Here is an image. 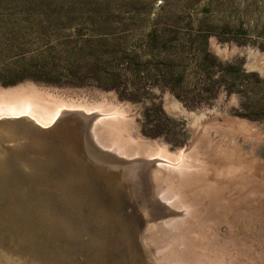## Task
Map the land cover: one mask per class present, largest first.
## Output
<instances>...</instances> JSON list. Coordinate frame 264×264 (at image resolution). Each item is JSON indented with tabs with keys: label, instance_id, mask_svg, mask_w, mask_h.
Instances as JSON below:
<instances>
[{
	"label": "rangeland",
	"instance_id": "1",
	"mask_svg": "<svg viewBox=\"0 0 264 264\" xmlns=\"http://www.w3.org/2000/svg\"><path fill=\"white\" fill-rule=\"evenodd\" d=\"M0 90L74 106L30 136L57 171L31 189L114 190L157 264H264V0H0ZM98 106L113 136L91 135Z\"/></svg>",
	"mask_w": 264,
	"mask_h": 264
},
{
	"label": "bare ground",
	"instance_id": "2",
	"mask_svg": "<svg viewBox=\"0 0 264 264\" xmlns=\"http://www.w3.org/2000/svg\"><path fill=\"white\" fill-rule=\"evenodd\" d=\"M14 92L0 90V264H157L159 256L156 258L155 250L148 249L147 243L150 241L148 240L147 243L144 241V237H146L145 231H143L145 225L144 227H135L132 219L130 223H127L128 215L124 218L119 209L112 210L116 200L114 190L107 192L95 189L94 181L90 177L88 178L93 182L89 183L79 176L70 174H67V177L70 178L67 182L71 186L66 184L61 188H56L57 191L53 194L52 192H41L42 190L35 191L33 188L31 189V186H27V183H30V176L36 175L45 180H51L57 174L51 163L46 164L41 162L42 160H34L32 156L28 155L27 148H31L29 147L30 136L43 139L47 132L55 130V128L49 129V127L53 122L55 123L58 115L63 112H71L70 110L74 106L62 103V100L56 103L41 96ZM83 106L81 107L84 108ZM106 108L105 110L100 109L104 114L98 113L99 118H96L98 116L89 118L91 135L93 131L99 129L113 136L114 126L122 121L123 114L120 111H111V108ZM86 110L93 109L89 107ZM94 110H97L96 107ZM14 135H18V137ZM71 137L73 136L71 135ZM78 139L80 140V138ZM47 144L49 145V143ZM89 144L94 148L93 143ZM52 146H54L53 143ZM62 147L66 148L63 144ZM96 148L95 146L94 149L97 150ZM115 150L120 151L121 149L115 148ZM99 151L98 155L105 156ZM54 153L56 155V152ZM120 153L129 157L135 155L131 152L120 151ZM49 155L51 154L49 153ZM64 155L66 157V154ZM145 156L153 157L154 155ZM158 156L170 159L169 165L174 163L172 167H176V169L178 166L183 168L187 166L184 158L186 156L183 154L176 158H169L163 154ZM59 158L61 157L59 156ZM112 161L115 163L113 159ZM148 162L158 168L156 162ZM155 175L156 172L152 176ZM124 220L127 221L128 226H125ZM124 226L125 229L131 227L134 230L138 240L137 246L127 236ZM168 245L171 246V244Z\"/></svg>",
	"mask_w": 264,
	"mask_h": 264
},
{
	"label": "trees",
	"instance_id": "3",
	"mask_svg": "<svg viewBox=\"0 0 264 264\" xmlns=\"http://www.w3.org/2000/svg\"><path fill=\"white\" fill-rule=\"evenodd\" d=\"M243 112H245V113H247V117H249V118H254L253 116H250L249 114V111H247L246 109H244V111Z\"/></svg>",
	"mask_w": 264,
	"mask_h": 264
},
{
	"label": "water",
	"instance_id": "4",
	"mask_svg": "<svg viewBox=\"0 0 264 264\" xmlns=\"http://www.w3.org/2000/svg\"><path fill=\"white\" fill-rule=\"evenodd\" d=\"M91 157V156H90Z\"/></svg>",
	"mask_w": 264,
	"mask_h": 264
}]
</instances>
